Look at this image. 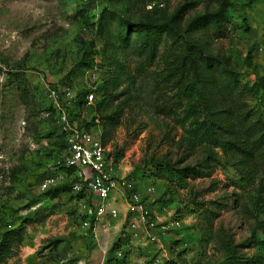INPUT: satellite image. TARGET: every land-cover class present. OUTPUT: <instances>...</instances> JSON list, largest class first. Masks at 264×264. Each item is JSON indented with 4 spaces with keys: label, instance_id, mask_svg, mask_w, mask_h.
<instances>
[{
    "label": "rangeland",
    "instance_id": "obj_1",
    "mask_svg": "<svg viewBox=\"0 0 264 264\" xmlns=\"http://www.w3.org/2000/svg\"><path fill=\"white\" fill-rule=\"evenodd\" d=\"M221 5L220 23L187 26ZM123 17L166 24L147 38ZM181 59L219 109L226 147L186 133L172 71ZM63 107L97 122L144 209L128 211L126 187L111 190L91 218L96 237L81 225L90 193L57 164ZM259 136L264 0H0V239L22 229L0 264H103L116 241L124 264H264ZM47 176L56 180L45 187Z\"/></svg>",
    "mask_w": 264,
    "mask_h": 264
},
{
    "label": "built area",
    "instance_id": "obj_2",
    "mask_svg": "<svg viewBox=\"0 0 264 264\" xmlns=\"http://www.w3.org/2000/svg\"><path fill=\"white\" fill-rule=\"evenodd\" d=\"M93 98L94 92L88 91L85 94L86 104L90 105ZM57 122L65 140L64 151L57 164L64 169L73 168L76 177L73 188L77 191L86 189L91 196V201L83 206L82 227L88 228L93 237L97 236L96 228L91 226V218L97 219L105 213L109 202L104 204L102 200L108 198L110 191L114 189H120L122 193L123 187L129 189V198L126 201L128 211L144 210L132 183L117 171L115 160L109 155V150L97 134L98 126H82L66 107L58 113ZM60 177H64L63 173H60ZM55 180L56 178L47 176L42 184L46 187ZM108 210L111 216L117 214L115 207Z\"/></svg>",
    "mask_w": 264,
    "mask_h": 264
},
{
    "label": "trees",
    "instance_id": "obj_3",
    "mask_svg": "<svg viewBox=\"0 0 264 264\" xmlns=\"http://www.w3.org/2000/svg\"><path fill=\"white\" fill-rule=\"evenodd\" d=\"M224 13L222 12V5L215 12H202L194 16L188 23V27L199 26L203 23L215 21L220 23ZM123 22L126 25L125 28L129 26H136L137 30L142 32L147 38L150 37L152 31H159L166 24L165 22L158 23L153 21H136L131 22L130 19L123 17ZM124 28V29H125ZM196 52L201 56H206L207 59L213 61L216 59L213 55L205 54L204 51L195 46ZM150 55V51L148 53ZM183 59L189 60V65L192 68L193 73L195 72V67L192 61V58L189 56V53H185ZM181 59L175 65H172V71L178 72V77L176 80L178 90L184 94L186 97V107L185 113L181 116L182 123L188 124V127H185L186 133L191 138L198 139L199 141L211 142L214 145H222L226 147L227 140L219 139V109L212 108L205 100L203 95L200 92L199 87L197 86L198 78L194 80H187V68L185 67L184 60ZM186 78V80H184ZM73 114V113H72ZM80 124L86 128L90 126H97V122L90 123V119L85 121H79ZM225 124V123H223ZM227 125V124H226ZM62 133V140L64 142V133ZM220 140V141H219ZM264 138L259 136V142H263ZM102 141V140H101ZM235 147H239L235 141H228ZM229 145V144H228ZM245 150V149H244ZM68 170H73V168H66ZM264 229V227H263ZM21 228L11 230L9 236H3L0 239V262L4 260L6 255L10 252L11 244L20 238ZM122 244L120 241L114 242L106 251L107 256L103 264H124L126 261V253L124 252L121 257L116 256V252L121 248Z\"/></svg>",
    "mask_w": 264,
    "mask_h": 264
}]
</instances>
